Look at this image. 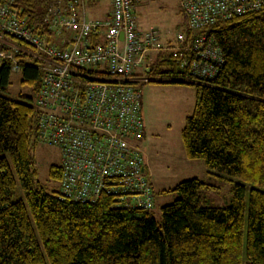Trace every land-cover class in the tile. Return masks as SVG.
<instances>
[{"label":"trees","instance_id":"1","mask_svg":"<svg viewBox=\"0 0 264 264\" xmlns=\"http://www.w3.org/2000/svg\"><path fill=\"white\" fill-rule=\"evenodd\" d=\"M50 1L16 0L14 7L39 25ZM196 33L220 50L215 77L194 80L174 52L160 53L145 75L149 82L195 88L181 131L185 156L202 160L208 175L239 180L232 182L230 204L204 206L200 192L211 186L199 178L161 192L177 197L161 207L159 223L151 211L154 192L151 209L120 206L112 196L61 199L58 189L36 179L31 149L38 143V113L32 98L6 95V65L0 69V264H243V248L245 264H264V10ZM24 58L20 83L36 95L41 70ZM49 178L59 183V166L50 167Z\"/></svg>","mask_w":264,"mask_h":264},{"label":"built area","instance_id":"2","mask_svg":"<svg viewBox=\"0 0 264 264\" xmlns=\"http://www.w3.org/2000/svg\"><path fill=\"white\" fill-rule=\"evenodd\" d=\"M104 20L87 19L86 0H51L42 21L31 23L0 0V69L20 73L21 61L41 70L34 106L39 143L60 150L61 199L95 202L112 196L120 206L151 209L154 195L139 143L144 134L141 94L150 57L179 53L194 80L215 77L217 44L196 33L216 22L264 10V0H181L188 30L160 42L158 29L140 30L138 0H105ZM144 67V74L136 68Z\"/></svg>","mask_w":264,"mask_h":264},{"label":"rangeland","instance_id":"3","mask_svg":"<svg viewBox=\"0 0 264 264\" xmlns=\"http://www.w3.org/2000/svg\"><path fill=\"white\" fill-rule=\"evenodd\" d=\"M107 5L105 0H100L97 6L87 4L85 11L87 19H106ZM134 11L139 29H158L161 42L173 40L176 33L182 31L185 26L180 0H138ZM152 56L155 57V54ZM144 69V67L136 68V73L144 74ZM20 79V73L11 72L6 95L23 101H28L29 98L34 100V92L30 87L22 85ZM138 89L141 94L144 123V134L139 145L142 148L148 181L151 182L155 193L151 211L157 222L159 223L161 219V207L170 204L177 197L174 192L165 194L161 192L174 188L179 182L191 178H199L211 186L200 192L204 206H228L231 201L232 182L239 180L231 178L233 181L230 182L208 175L202 160H190L185 156L181 131L186 118L193 112L196 101L195 88L185 84L148 82L140 84ZM31 154L35 160L36 179L49 189H58V183L49 178V169L51 166L60 165V150L38 142L35 148L31 149ZM8 160L10 162L9 158ZM248 194L249 187H247L245 199L244 236L247 229ZM26 208L32 222L30 211L27 206ZM33 229L41 244L34 224ZM245 262L243 248V264Z\"/></svg>","mask_w":264,"mask_h":264},{"label":"crops","instance_id":"4","mask_svg":"<svg viewBox=\"0 0 264 264\" xmlns=\"http://www.w3.org/2000/svg\"><path fill=\"white\" fill-rule=\"evenodd\" d=\"M86 2H87V4H89V5H91V6H97L99 3H100V0H86ZM86 4V5H87ZM108 7V9H107V11L105 12V15L107 16L108 15V12H109V5H107ZM96 20H100V19H96ZM102 20H104V18L102 19ZM170 40H172V39H170ZM170 40H168V41H170ZM167 41V42H168ZM161 42V41H160ZM163 42H165V41H163ZM158 55H159V53H156L155 54V57H153V56H151L150 58L151 59H149V60H151V61H153V60H155V58H157L158 57ZM141 107H142V104H141ZM142 111V110H141ZM143 121V120H142ZM143 125H144V123H143ZM144 170H145V172L147 173V168H146V165L144 164ZM147 175H148V173H147ZM149 183L151 184V182L149 181ZM151 187H152V184H151Z\"/></svg>","mask_w":264,"mask_h":264},{"label":"water","instance_id":"5","mask_svg":"<svg viewBox=\"0 0 264 264\" xmlns=\"http://www.w3.org/2000/svg\"><path fill=\"white\" fill-rule=\"evenodd\" d=\"M142 170H144V167H143V169Z\"/></svg>","mask_w":264,"mask_h":264}]
</instances>
